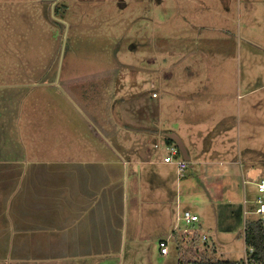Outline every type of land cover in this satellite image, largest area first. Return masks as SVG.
<instances>
[{
    "label": "rangeland",
    "instance_id": "374dc122",
    "mask_svg": "<svg viewBox=\"0 0 264 264\" xmlns=\"http://www.w3.org/2000/svg\"><path fill=\"white\" fill-rule=\"evenodd\" d=\"M229 1L226 10L223 0H0V161L52 154L43 143L61 130L81 132L84 146L99 136L132 162L171 155L161 130L186 140L193 168L181 176L175 165H125L131 192L148 206L147 223L130 215L129 231L137 219L147 236L135 244L129 233L125 264L129 253L132 264L199 258L183 243L160 254L178 207L199 215L193 231L216 249L208 257L245 262L244 200L248 211L259 208L247 172L261 169L256 184L264 179V0ZM230 114L233 125L224 121ZM209 159L222 173L221 192L198 164ZM224 189L235 199L208 208L209 195L224 199ZM156 203L169 207L162 223Z\"/></svg>",
    "mask_w": 264,
    "mask_h": 264
},
{
    "label": "crops",
    "instance_id": "0c3cea01",
    "mask_svg": "<svg viewBox=\"0 0 264 264\" xmlns=\"http://www.w3.org/2000/svg\"><path fill=\"white\" fill-rule=\"evenodd\" d=\"M222 4L226 10L229 9V0H223ZM1 106L2 103L0 112ZM235 117L230 114L224 121L230 118L233 125ZM2 119L3 115L0 116V121ZM100 133L97 132V135ZM168 133L176 134L170 130H161L160 135L165 138L166 149L169 145H175L174 142L167 144ZM79 134L82 133L61 130L55 134L57 136L54 140L53 137L47 138L43 144L46 148L51 145L50 151L53 153L42 159H36L37 155L35 158L24 155L18 159L11 157L0 161V264H125V246L129 233L130 241L134 240L132 243L135 244L142 242V235L147 236V231L142 230L137 220L144 214L147 223V199L139 196L137 189H134V193L131 192L130 180L127 181L125 177V165L174 164L165 163L168 156L162 162H132L117 154V148L113 145H105L103 141L100 144L99 136L89 137L91 142L88 144L92 145L84 146L83 140L77 141ZM204 138L206 137H202L203 140ZM181 140L190 156L188 167L193 168L186 140ZM198 164L202 167L204 178L211 181L210 186L217 185L221 192L225 184L222 173L214 169V160H204ZM235 165V161L230 164V172ZM134 170L135 178L137 168ZM259 173H262L261 169L257 168L247 172V178L256 186ZM194 176L199 177L198 174ZM244 180L243 183L246 184L247 181ZM224 193V199L220 198L218 201L209 195L207 207L215 210L235 199L225 189ZM246 204L247 199L244 200L242 209V225L243 219L251 222L254 220L248 217L256 215L255 212L248 211ZM150 207L153 208L154 218L160 219L161 223L165 216H169V207L165 205L156 203ZM131 213L137 218L133 232L129 231ZM240 213L231 211L229 218ZM245 213L248 214L247 218ZM221 217L227 220L228 212ZM174 220L170 222L171 231L179 226ZM168 232H162L158 244L171 237L172 232ZM172 237L169 245H179L175 242L174 235ZM159 250L162 255L160 246ZM212 250L216 249L211 247ZM128 261L132 264L131 253Z\"/></svg>",
    "mask_w": 264,
    "mask_h": 264
},
{
    "label": "trees",
    "instance_id": "16d2710c",
    "mask_svg": "<svg viewBox=\"0 0 264 264\" xmlns=\"http://www.w3.org/2000/svg\"><path fill=\"white\" fill-rule=\"evenodd\" d=\"M57 9L58 7L56 8V13ZM166 142L167 144H173V141L170 139H166ZM174 239L179 245L183 243L184 245H191L190 247L196 246L194 251L196 254L200 253L198 256L199 258H194L193 262L189 264H244L243 261L215 260L208 257V250L206 249L209 248V245L208 243L201 244V236L198 231L194 232L192 235L175 233ZM245 245L247 250L250 248L254 249V253L251 256V264H264V220L260 219L249 222L245 234ZM201 246L205 247V250L203 249L201 251L199 249Z\"/></svg>",
    "mask_w": 264,
    "mask_h": 264
},
{
    "label": "built area",
    "instance_id": "2783aa9c",
    "mask_svg": "<svg viewBox=\"0 0 264 264\" xmlns=\"http://www.w3.org/2000/svg\"><path fill=\"white\" fill-rule=\"evenodd\" d=\"M153 97H157V94L154 93ZM167 149L170 151V154L168 157H166L165 159V163L168 164H174L177 169H178V175H183V173L187 170L188 168V163L186 161H184L180 155V151L177 148V146L175 145H169L167 147ZM262 173H259L257 181L259 180V178L261 177ZM257 187H258V199H257V203L259 205V208L256 211V214L260 215L261 217L264 216V179L261 180L260 183H257ZM247 213H245V218H246ZM179 222H183L185 224V228L184 230H182L181 232H179L180 234H192L194 233L193 228L195 226H197V224H199L200 222V217L197 214L192 213L190 210H185L183 213H178L177 215V223L179 224ZM249 222L247 221V219H245L244 221V232L246 233L247 227H248ZM178 228H176L175 230H177ZM172 236L169 238H166L162 241H160V249H161V253L164 256L169 255L170 252V248H169V243L172 240ZM209 241V237L208 236H202V243L206 244ZM254 253V249L250 248V249H246V257H245V262L244 264H251V256Z\"/></svg>",
    "mask_w": 264,
    "mask_h": 264
},
{
    "label": "water",
    "instance_id": "95a60500",
    "mask_svg": "<svg viewBox=\"0 0 264 264\" xmlns=\"http://www.w3.org/2000/svg\"><path fill=\"white\" fill-rule=\"evenodd\" d=\"M60 1V0H58ZM53 15H54V10H53ZM166 137L170 140H172L174 142V144L177 146V148L179 149L183 160L186 162H190V156L188 154V151L183 143V141L181 140V138L179 136H177L176 134L173 133H168L166 135Z\"/></svg>",
    "mask_w": 264,
    "mask_h": 264
}]
</instances>
